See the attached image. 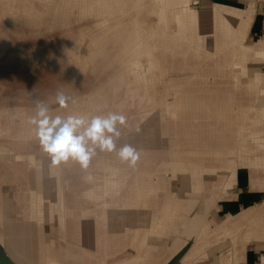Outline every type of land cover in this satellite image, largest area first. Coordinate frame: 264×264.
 <instances>
[{
  "label": "crops",
  "instance_id": "obj_1",
  "mask_svg": "<svg viewBox=\"0 0 264 264\" xmlns=\"http://www.w3.org/2000/svg\"><path fill=\"white\" fill-rule=\"evenodd\" d=\"M22 1L27 3L32 0H0V25L2 18L14 19L23 12L18 9V3ZM192 1L57 0L56 2L59 10L68 11L70 16H72L70 12L78 8L79 13L74 14L75 18L80 20L89 18L87 25L80 28H85L86 34H92V38L96 39L105 33L112 35L111 42L121 47L119 50L122 51L123 56L120 60L118 57L112 59L115 54L109 52L107 57L111 58L106 59L107 66H113L111 65L113 63L127 66L128 70L123 72V82L126 78L125 73L128 72L129 75L135 74L134 81L139 84L144 82L145 86L148 78L138 76L135 72L141 60L145 59L149 63L150 72H153L154 76L155 71L164 75L167 71L165 58L177 53L186 55L187 53H184L190 50L196 52L206 50L209 52L206 54L208 58L212 56L215 58L214 56L217 55L215 66H231L235 82L232 89H220L215 95H211L217 98L216 102L211 99V96L208 98L211 101H207V98L203 96L192 93L183 94L182 89L188 82L180 83V88H174L175 93L180 94V98L172 104L173 108L170 104L168 109L171 116L180 119L179 134H183L180 136L181 139L187 138L194 141V138H202L199 140L202 144L192 148L186 155L182 150L178 153L175 146L177 144L173 141L175 146L173 154L176 161L190 160L189 156L193 155L192 161L219 162L220 170L216 176L223 170L229 171L227 178L220 180L218 184L219 188L223 186L227 198L224 197V200L219 202L218 212L213 213L212 219H206L205 215L203 231L198 238L187 239V235H182L181 230L176 234L168 235L181 208L178 202V197L184 190L181 178L193 173L188 175L183 174L179 169L170 170L171 178L169 181H164L165 186H153L152 181H147L146 177H161L160 164L147 168L144 161L135 170L131 171L129 166L125 168L130 170L121 174V177L112 183L110 193L107 191L104 195H96L92 191H87L88 193H85V197L82 198L78 186L80 177L76 184L68 183L67 185L61 171L57 175L58 190L65 195L73 194V199L78 205L74 207L75 215H78L76 210L82 211L81 208L88 212H96L97 220L95 216L86 218L90 221L86 224H91L92 221L96 223L94 242L101 250L95 247L93 249L96 251L88 249L89 251L83 250L81 254H86L85 252L98 254L99 250L103 252L101 254L110 256L111 242L116 243L119 238L125 243L129 242V245L136 249V255L124 261L129 264L137 262V264H145L147 250H153L158 246V250L155 251L160 252L163 246L161 242L165 237L168 235L166 242L170 243V236L176 235L174 244L171 242L170 247L164 245L170 251L165 264H264V163L260 162H264V86L261 85L264 82V76L262 70L257 68L264 61V0H199L202 4L199 12L191 11ZM29 10L30 6L26 5L24 11L26 16H29ZM152 15L156 17L155 23L148 21L149 16ZM78 22L80 21H76ZM205 33L213 34V36L207 38ZM207 40H210L209 45H205ZM249 40L252 43L247 44ZM113 46L99 47L91 43L87 50L117 49V46ZM1 48L0 43V50ZM158 53L161 54L160 58ZM82 60H85L86 70L98 74L95 59ZM248 66H253L251 71L248 70ZM247 75H249V80H245L247 88L242 90V76ZM192 90L194 88H191ZM236 92L240 93V98L246 96L247 100L241 99L236 102L235 97H238ZM65 112L63 111V116ZM5 114L9 116L10 123L16 119L12 117L15 114V109L12 107L7 108ZM205 114L209 116L205 117ZM214 114L217 116L215 122L220 126L204 123L206 119L212 121ZM193 122L198 124L195 125ZM229 148L232 151L229 152ZM259 151L263 154L262 157H259L257 153ZM228 162L236 164L232 173L227 168ZM105 165L107 164H101L103 167ZM130 179L132 182L128 184L127 181ZM166 189L169 191H166L161 201L158 193ZM16 193L19 195L21 192L17 190L14 194ZM106 194L109 197L108 200L105 198ZM88 198L95 206L94 208H86L87 202L84 199L88 200ZM212 205L213 203L208 211ZM17 207L19 212L16 214L17 222L30 225L33 220L24 213L25 206L19 203ZM119 213L137 219V226L131 227V220L118 223L120 225H112L110 219L112 221V217ZM78 221H82V218L73 221L75 226L72 230L73 237L81 238L80 240L85 242L91 238L92 229L86 233L83 231L82 234ZM46 222H49L50 226H59V223H55L54 220H46ZM71 228L68 229L71 230ZM56 231H64V229L58 228ZM186 239L187 243H185ZM177 242L180 244L176 245ZM117 247L114 249L115 252L118 250ZM74 248L78 252V248L75 246ZM152 255L161 257L158 253L154 254V251ZM85 256L92 261L96 259V256L84 255L81 260L85 259Z\"/></svg>",
  "mask_w": 264,
  "mask_h": 264
},
{
  "label": "rangeland",
  "instance_id": "obj_2",
  "mask_svg": "<svg viewBox=\"0 0 264 264\" xmlns=\"http://www.w3.org/2000/svg\"><path fill=\"white\" fill-rule=\"evenodd\" d=\"M56 2L57 0H32L27 3L22 1L18 3V9L23 12L17 15V18L1 19L0 43L2 48L0 52L1 56H3L0 58V105L8 106L18 104L17 101L11 102V99L12 97L19 96L26 98L23 99L24 104H29L35 109L37 102L43 101L49 106L53 115L58 114L57 110H60V115H62L63 111H66L65 116L70 114H83L91 117L95 115H106L109 112L122 113L127 117V125L119 126L121 135L116 141L117 148L125 144H130L140 152V159L133 168L128 167L129 165L126 162H122L116 151L102 152L97 149L96 155L86 170L82 169L75 162H68L64 165L63 177L65 184H76L80 177L78 186L80 187L79 194L82 198L85 197V193H88L87 191H92L96 195H104L107 191L108 193L111 192L112 183L117 181L121 177V174L130 170L125 168H131L132 171V169L139 168V165L144 163V161L152 160L157 163L164 158H169L170 151L175 148L173 141L177 144L175 146L178 153L182 150V152H185V155L192 148L202 144L199 141L202 138H194L195 142L192 139L180 138L183 135L181 133L179 134L180 119L171 116L170 111H168L169 106L175 104L180 98V94H176L174 88L177 87L178 89L180 88V83L185 84L188 82L182 89L183 94L192 93L193 95L207 98V101L213 99L216 102L217 98L211 95H215L220 89L228 90L233 88L235 82L232 76L233 68L231 66H215L217 55L214 56L215 58H212L213 56L208 58L209 56L206 54L209 52L206 50H200L199 52L190 50L184 53H187L186 55L177 53L174 56L169 55L165 58L164 63L167 71L164 75L155 71L156 74L154 76L152 74L153 72H150L149 63L145 59L141 60L135 72L138 76L148 78L145 86L143 85L144 82L139 84V82L134 81L136 77L133 75L135 74L129 75L128 72L125 73L126 78L123 82V72L128 70V67L116 65L115 63L111 64L113 66H107V60L111 58L107 57L109 52L115 54L112 59L118 57L120 60V57L123 56L122 51L119 50L121 47L111 42L112 35H106L105 33L99 35L96 39L92 38V34H86L85 28H83L84 30L80 28L81 26L84 27L87 25L86 22L89 18L86 20L75 18L74 14L79 13L78 8L73 9L70 12L72 16H70L68 11L59 10ZM26 5L30 6L28 17L24 12ZM201 6V1L193 0L190 5L191 11L199 12L202 8ZM22 15L23 17H20ZM155 20V16H149L148 21L155 23ZM76 21L80 22L76 23ZM204 35L207 38L213 36V34L206 33ZM91 43L99 47L115 45L117 49L113 48L111 51L87 50V47L89 45L91 46ZM250 43H252L251 40L247 41V44ZM209 44L210 40H207L205 45ZM95 52L96 56H94ZM196 53L199 54L195 55ZM158 55L160 58L161 54L158 53ZM89 58L97 61L96 70L100 71L98 74L86 70L85 60L82 59ZM248 67V70L251 71V67L253 66ZM257 68L262 70L264 76V61ZM245 80H249V75L242 76V90L247 88ZM261 85L264 86V82ZM191 88H194V90L191 91ZM58 91L64 92L65 95L71 98L67 108L62 109L55 103V95ZM239 94L236 92V95H238V97H235L236 102H239L241 99L247 100L246 96L240 98ZM210 96L212 98L208 99ZM171 108H173V105ZM32 114L34 115L35 112H32ZM208 116L206 115L205 117ZM12 117H15L17 122L21 124V134L28 136L29 133L33 132L31 129L32 125H29L27 129L23 126L22 120H20L25 118L22 110H16V113ZM215 117L217 118L216 114H214L212 121H210L211 119L209 121L206 119L204 123H213L214 125L220 126L215 122ZM193 123L195 125L198 124V122ZM6 141L7 139L5 137H0V143L5 144ZM27 145L24 151L34 153L37 158H40L42 154L43 156L45 155L41 150L39 141L35 137L29 139ZM193 145L195 146L193 147ZM259 148L261 147L259 146ZM257 153H259V157L263 156L260 151ZM192 156H189V158L194 157ZM46 157L49 158L48 155ZM16 162L19 165L24 163L23 160ZM260 162L264 163L263 161ZM102 163H106L107 165L103 167L101 166ZM262 163L259 164L262 165ZM212 164L218 166L220 163L210 161V165ZM228 175L229 171L226 169L214 179L205 181L206 187L204 194L213 202L210 211L206 213V219H212L214 214H217V205L221 200H224L226 195L222 188L223 186L219 188L218 184L220 180L227 178ZM170 178V172L163 175V180L169 181ZM157 179L155 177L154 182ZM127 182L131 184L132 179ZM166 191L169 190L159 191L158 194L161 197V201L166 195ZM105 198L107 200L109 199L107 194ZM84 201L87 202L86 208L95 207L89 198L88 200L84 199ZM76 214H78L76 217H82L81 215H83L79 210H76ZM112 218L110 222L114 226L127 220H131V227H136L138 224L137 219L123 213L114 215ZM82 221H78L80 222L78 223L80 225L78 227L81 229L82 234L83 231L86 233L92 229V236L87 239L89 241L88 243L87 240L84 242L80 240L81 238L74 239L72 237L56 238L53 240L59 246L61 252L58 256L60 263L77 264L75 257L66 256L68 248H74L75 246L78 248L77 253H81L83 250L89 251L88 249L96 251L93 249L95 247L100 249L97 243L94 242L96 223L92 221L91 224H86V222H90L86 218H82ZM73 224L74 222L70 217L66 219L67 229H70ZM0 232H2L1 227ZM176 239V235H171L170 243L172 242L174 244ZM111 243V255L101 258L105 261V264H116L120 261L130 260L136 255V249L130 246L129 242L125 243L123 239L119 240L118 238L116 243ZM177 244L179 245L180 242H177ZM116 247L118 248L117 252L114 250ZM161 247L160 249L162 250L160 252L154 251V254L158 253L161 256L160 258H162L161 263H163L164 259L169 257L170 251L164 245ZM1 248L9 256L2 245ZM98 253L101 254L103 252L98 250ZM9 258L16 263L13 258L10 256ZM34 260V264H38V259ZM97 260L92 261L85 256V259L81 260V262L82 264H91Z\"/></svg>",
  "mask_w": 264,
  "mask_h": 264
},
{
  "label": "bare ground",
  "instance_id": "obj_3",
  "mask_svg": "<svg viewBox=\"0 0 264 264\" xmlns=\"http://www.w3.org/2000/svg\"><path fill=\"white\" fill-rule=\"evenodd\" d=\"M23 99L26 98L12 97L11 102L17 101L18 104L0 105V137L7 139L5 144L0 143V227L2 229L0 243L17 264H34V259H38V264H63L58 259L61 253L59 246L53 240L66 237L74 238L72 230L75 226H72L71 230L67 229L66 219L71 217L77 221L79 220L77 218H93L96 217V212H88L86 209L81 208L83 215L76 218L74 207L77 203L73 199V194L67 193L65 195L59 192L57 175L63 171L64 165L67 163L53 167L50 159L46 157L47 154L44 156L42 154L40 158H37L34 153L24 151L28 146L27 141L35 137L34 132L29 133L28 136L21 134V124L17 122V119H13L14 121L10 123L9 116L4 115L5 110L9 107L14 108L15 113L18 109L22 110L25 118L20 120L27 129L30 125L29 118L33 116L32 112H35L36 109L29 104H24ZM31 129L33 130V126H31ZM173 150L174 148L170 151L169 158H164L157 163L152 160L144 163L147 168L160 164L162 174L156 180L159 182H154V177H146V179L149 182L152 181L153 186L161 185L163 187L165 186L163 175L170 172V170L177 171L179 169L183 174L193 173L192 175L188 174V177L181 178V182L184 184H182L184 190L181 192V196L178 197L181 208L168 235L171 233L176 234L181 230V234L187 235V239L194 240L202 233L204 217L213 203L204 194L205 181L214 179L220 169L216 164L215 166L210 165V162L203 163L192 161V159L184 162L176 161ZM230 150L232 151L231 148H229V152ZM28 156L35 157V164L29 163ZM17 157H25L24 163L19 165L16 162L19 161L16 159ZM235 167L234 162L227 163V168L231 173ZM17 190L21 192L19 195L14 194ZM69 194L71 198H68ZM19 203L25 206L24 213L33 220L30 225L17 222L16 214L19 213L17 207ZM46 220H54L55 223H59V226H50ZM95 220H97V217ZM58 228L64 229L66 233L56 231ZM168 235L161 242V245L171 246L170 243L166 242ZM187 239L185 243H187ZM158 248L157 246L153 250H147L144 259L145 264L161 263L162 258L152 255L153 251L158 250ZM85 253H77L74 248H68L66 256L75 257L77 264H81V261L78 260H81L84 255L96 256L98 260L95 264H105V261L101 259L105 255ZM167 261L168 259L161 264H165ZM118 264L129 263L124 261Z\"/></svg>",
  "mask_w": 264,
  "mask_h": 264
},
{
  "label": "clouds",
  "instance_id": "obj_4",
  "mask_svg": "<svg viewBox=\"0 0 264 264\" xmlns=\"http://www.w3.org/2000/svg\"><path fill=\"white\" fill-rule=\"evenodd\" d=\"M70 99L62 91L55 95V103L62 109L68 107ZM29 124L33 126L35 138L53 167L75 162L86 170L97 149L102 152L116 151L119 159L133 168L140 159V152L130 144L117 148L116 141L121 135L119 126L127 125V117L122 113L109 112L91 117L83 114L53 115L46 103L38 101ZM16 159L24 160L25 157ZM27 160L35 164L33 156H28Z\"/></svg>",
  "mask_w": 264,
  "mask_h": 264
},
{
  "label": "water",
  "instance_id": "obj_5",
  "mask_svg": "<svg viewBox=\"0 0 264 264\" xmlns=\"http://www.w3.org/2000/svg\"><path fill=\"white\" fill-rule=\"evenodd\" d=\"M0 264H16L14 263L0 247Z\"/></svg>",
  "mask_w": 264,
  "mask_h": 264
}]
</instances>
